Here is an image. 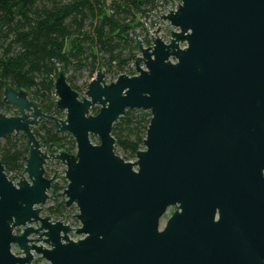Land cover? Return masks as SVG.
<instances>
[{
	"label": "water",
	"instance_id": "water-1",
	"mask_svg": "<svg viewBox=\"0 0 264 264\" xmlns=\"http://www.w3.org/2000/svg\"><path fill=\"white\" fill-rule=\"evenodd\" d=\"M165 22L168 41L150 33L145 46L134 32V74L107 82L97 69L80 96L59 70L55 108L64 115L43 112L24 89H3L17 113L0 111V138L24 134L28 153L12 176L0 161V264L37 256L45 264H248L216 254L205 234L264 228L263 205L221 202L229 154L264 158V0H180L160 15ZM127 109L150 112L134 161L111 134ZM43 120L73 138L74 153L42 148L33 127ZM51 161L65 166L57 194L77 207L79 224L43 213L57 173L45 175ZM188 236L197 239L191 249L178 244Z\"/></svg>",
	"mask_w": 264,
	"mask_h": 264
},
{
	"label": "trees",
	"instance_id": "trees-1",
	"mask_svg": "<svg viewBox=\"0 0 264 264\" xmlns=\"http://www.w3.org/2000/svg\"><path fill=\"white\" fill-rule=\"evenodd\" d=\"M157 3L158 0H0V111L15 110L1 100L3 89L11 86L26 90L43 112L56 116L53 82L59 70L66 75L71 67L86 68L92 75L103 68L112 78L120 73L133 74L132 63L139 53L135 28L142 25L140 17ZM142 41L150 44L146 36ZM66 80L80 92L74 76H66ZM149 118L148 110L127 109L113 123L114 148L122 151L125 160L134 158L143 147ZM33 132L46 150L74 153L73 138L68 133H55L51 121L43 120L33 127ZM27 153L24 134L0 138V161L7 174L21 172L22 158ZM65 185L63 177L52 181L49 193L54 202L47 206V214L65 211V201L57 198Z\"/></svg>",
	"mask_w": 264,
	"mask_h": 264
},
{
	"label": "flooded vegetation",
	"instance_id": "flooded-vegetation-1",
	"mask_svg": "<svg viewBox=\"0 0 264 264\" xmlns=\"http://www.w3.org/2000/svg\"><path fill=\"white\" fill-rule=\"evenodd\" d=\"M42 148L46 150L44 147ZM45 172H47L46 169ZM54 172L52 170L50 175L47 176L46 173L45 175L49 177ZM55 176H57V173ZM221 193V202L226 207H237L243 203H255L264 206V158L259 159L255 155L244 157L243 152L238 150L231 152L226 168V181L222 186ZM177 208L178 204L169 207L168 209L171 210L170 214L175 210L179 211ZM261 217L264 218V213ZM214 219H218V208L215 209ZM19 231L20 229H15V232ZM205 235H207L205 240L209 242L208 244L214 249L216 254L221 251H229L234 253L236 258L242 262L264 264V228L224 229L209 231ZM181 241L191 249L197 239H193L190 236L179 238L178 244L182 243Z\"/></svg>",
	"mask_w": 264,
	"mask_h": 264
},
{
	"label": "rangeland",
	"instance_id": "rangeland-1",
	"mask_svg": "<svg viewBox=\"0 0 264 264\" xmlns=\"http://www.w3.org/2000/svg\"><path fill=\"white\" fill-rule=\"evenodd\" d=\"M180 3V0H158L157 7H155L153 10H150V12L145 15L144 17H140L139 23L142 25H138L135 28V32H137L139 38L142 40L145 36L150 39L151 34L154 36L160 37L164 41H168L170 36V30L173 29L168 22H165L163 24L160 23V15L166 13L170 9H175L177 5ZM151 33V34H150ZM143 44L147 46L144 42ZM151 44V42H150ZM140 52L138 53V55ZM103 70V68H98ZM104 71V70H103ZM95 73V72H94ZM94 73L90 75L89 70L86 68H83L82 70H74L72 67L68 69L67 76H74L75 77V83L80 88V96L84 95V91L86 89V86L88 82L94 77ZM112 74L105 73L104 74V80L107 82H110L111 80H114L115 78H112ZM112 78V79H111ZM111 79V80H110ZM97 111L98 106H94L93 109L90 111ZM7 112H15L14 109H9ZM57 115H64V112H59ZM91 138L98 141V138L96 136L91 135ZM115 149V148H114ZM118 152L121 154L122 151L119 148H116ZM124 155V154H123ZM134 158H130L131 161H134ZM56 161H51L46 164V173H50L52 170L57 171V180H60L61 177H63V172L65 169V166L62 163H55ZM64 178V177H63ZM62 190H60L57 193H60ZM59 200L65 201L66 197L64 195H58L57 197ZM53 196L49 193V198L47 199L45 205L43 206V213L46 212V208L48 205H51L53 203ZM65 211L62 214H57L62 217L67 218L70 220L73 224H79L78 220L75 218V214L78 212L77 207L74 204H71L68 207H65ZM171 210L168 209L167 212L163 215V217L160 220V227L163 226L164 222L166 221V218L168 215H170ZM73 234V233H72ZM76 238L75 234H73ZM13 252H17L16 247H12ZM46 262L41 259L39 256L34 258L31 262V264H45Z\"/></svg>",
	"mask_w": 264,
	"mask_h": 264
},
{
	"label": "built area",
	"instance_id": "built-area-1",
	"mask_svg": "<svg viewBox=\"0 0 264 264\" xmlns=\"http://www.w3.org/2000/svg\"><path fill=\"white\" fill-rule=\"evenodd\" d=\"M149 45H150V44H149ZM132 66L134 67L133 63H132ZM134 73H135V72H134ZM134 73H133V74H134ZM9 174H10L11 176L13 175L12 173H9Z\"/></svg>",
	"mask_w": 264,
	"mask_h": 264
}]
</instances>
